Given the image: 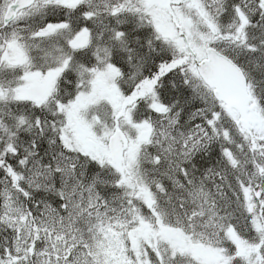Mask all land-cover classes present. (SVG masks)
<instances>
[{"label": "snow or ice", "instance_id": "1", "mask_svg": "<svg viewBox=\"0 0 264 264\" xmlns=\"http://www.w3.org/2000/svg\"><path fill=\"white\" fill-rule=\"evenodd\" d=\"M0 264H264V0H0Z\"/></svg>", "mask_w": 264, "mask_h": 264}]
</instances>
